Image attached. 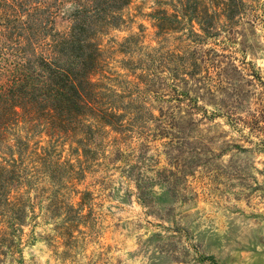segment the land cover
Instances as JSON below:
<instances>
[{"label":"rangeland","instance_id":"rangeland-1","mask_svg":"<svg viewBox=\"0 0 264 264\" xmlns=\"http://www.w3.org/2000/svg\"><path fill=\"white\" fill-rule=\"evenodd\" d=\"M181 2L132 0L102 39V73L143 112L141 137L104 140L79 182L32 192L20 264H264V0H245L232 39L221 28L195 46L179 31L158 46L150 16ZM69 13L60 7L57 31ZM130 37L142 51L124 47ZM145 48L207 65L140 75ZM171 122L183 134L160 136Z\"/></svg>","mask_w":264,"mask_h":264},{"label":"trees","instance_id":"trees-1","mask_svg":"<svg viewBox=\"0 0 264 264\" xmlns=\"http://www.w3.org/2000/svg\"><path fill=\"white\" fill-rule=\"evenodd\" d=\"M131 2L0 0V264L22 262V227L34 218V190L79 182L85 160L106 139L141 137L143 112L132 107L133 97L125 91L112 89L101 69V41L127 24L124 11ZM65 4L68 27L57 31ZM245 8V0H182L171 15L150 18L158 46L179 31L198 46L221 28L232 39L231 28ZM123 43L129 50L143 49L134 37ZM145 49L140 75H197L207 65L194 56L176 64L178 55L169 62L167 55L160 59V48ZM167 126L160 136L172 137L169 130L183 134L176 123Z\"/></svg>","mask_w":264,"mask_h":264}]
</instances>
